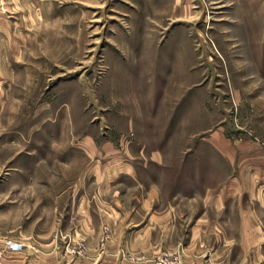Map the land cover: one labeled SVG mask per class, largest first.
<instances>
[{
	"label": "rangeland",
	"instance_id": "obj_1",
	"mask_svg": "<svg viewBox=\"0 0 264 264\" xmlns=\"http://www.w3.org/2000/svg\"><path fill=\"white\" fill-rule=\"evenodd\" d=\"M0 53V264H47L41 251L51 264L84 258L80 211L69 219L55 199L131 187L106 174L114 156L159 150L163 164L137 177L169 200L180 187H245L239 173L264 163V0H0ZM214 133L230 162L206 144ZM182 205L168 203L166 245L152 227L150 246L125 252L121 236L143 226L100 227L98 260L120 245L116 262L214 264L193 251ZM6 241L23 250L7 253Z\"/></svg>",
	"mask_w": 264,
	"mask_h": 264
},
{
	"label": "crops",
	"instance_id": "obj_2",
	"mask_svg": "<svg viewBox=\"0 0 264 264\" xmlns=\"http://www.w3.org/2000/svg\"><path fill=\"white\" fill-rule=\"evenodd\" d=\"M204 140L214 152L217 151L230 162L228 140L221 133L210 134ZM260 155L259 168H254L255 171L249 174L250 179L246 171L239 173L244 178L245 187H180L170 192V200L167 187H153L152 184L141 187L137 177L147 164H163L159 150L150 149L144 156L140 148L126 164H120L116 158L118 156H114L115 168H110L111 172L106 174L115 172L116 175H126L129 183L133 184L131 187H67L63 192L66 196L55 199L56 202L63 199L69 204V219L73 217L71 211H80L79 238L86 243V251L84 258L72 264H131L114 260L115 251L120 245H107L104 257L98 260L101 254L94 247L96 235L102 226H143L135 234L125 233L121 236V242H128L121 246L125 252L150 246L153 241L152 227H159V240L166 245L168 234L162 233V229L169 225V201L175 202L176 210L181 209L182 204L191 210L189 213L182 211L180 216L183 220H191L188 241L192 242L193 251L196 248L198 252H201V248L202 252L207 249L208 259L213 260L214 264H264V187H248L249 180L259 179V184L264 182V163ZM121 211L126 218L120 216ZM58 215V212L55 213L52 219L58 220ZM133 242L138 243L132 245ZM36 254L39 259H49L47 264L54 262L50 260L54 259L51 251ZM106 256H109L107 260Z\"/></svg>",
	"mask_w": 264,
	"mask_h": 264
},
{
	"label": "built area",
	"instance_id": "obj_3",
	"mask_svg": "<svg viewBox=\"0 0 264 264\" xmlns=\"http://www.w3.org/2000/svg\"><path fill=\"white\" fill-rule=\"evenodd\" d=\"M4 250L7 253H20L23 250V244L16 241H6L4 243ZM84 252V245L81 243L77 245L76 254L79 256Z\"/></svg>",
	"mask_w": 264,
	"mask_h": 264
}]
</instances>
